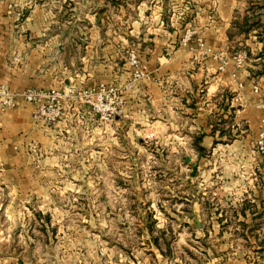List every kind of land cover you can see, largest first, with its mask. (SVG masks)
<instances>
[{
	"label": "crops",
	"instance_id": "crops-1",
	"mask_svg": "<svg viewBox=\"0 0 264 264\" xmlns=\"http://www.w3.org/2000/svg\"><path fill=\"white\" fill-rule=\"evenodd\" d=\"M78 2L0 0V81L26 88L30 80L18 81L19 71H35L32 66L67 49L77 56L76 39H69L68 46L67 39L48 30L57 25V3L77 8ZM144 4L136 0L131 6L141 9ZM146 10L144 22L141 16L131 19L128 38L115 32L97 40L109 62L103 81L125 98L123 114L105 122L65 100L67 111L52 125L54 130L33 120L43 134V147L56 146L46 143L52 136L57 148H102L104 168L111 160L120 164L135 159L136 151L146 148L154 156L162 151L167 159L182 157L174 162L181 164L182 175L165 178L170 193L163 200L180 203L183 231L195 234L198 244L184 246L185 264H264V162L254 145L264 128V0H150ZM143 24L150 25L145 32ZM187 26H194L221 59L202 54L196 38L189 47L179 46ZM123 39L146 43L151 80L133 81L119 68L116 58L124 49ZM94 45L91 40L85 51L94 55ZM241 51L248 58L239 67L235 56ZM17 57L27 59L25 69H16ZM25 119L21 135L4 119L0 148H19L20 139L21 148H29L36 127L28 115ZM122 179L112 181L121 184ZM172 211L165 207V224L155 220L160 231H168ZM161 212L155 210L156 219Z\"/></svg>",
	"mask_w": 264,
	"mask_h": 264
},
{
	"label": "rangeland",
	"instance_id": "rangeland-1",
	"mask_svg": "<svg viewBox=\"0 0 264 264\" xmlns=\"http://www.w3.org/2000/svg\"><path fill=\"white\" fill-rule=\"evenodd\" d=\"M108 1L90 0L86 4L79 0L77 8L57 3V25L50 26L48 32H57V36L68 40V46L69 39H76L77 56L70 55L67 49L62 56L46 57L43 64L32 66L31 70L35 71L15 74L18 81L30 80L29 87L13 88L3 81L0 84L15 94L27 89H58L64 94L72 87L76 94L66 100L86 107V111L102 120L87 105L88 98L84 96L85 92L106 84L103 80L109 75L105 73L108 56H103L102 44L97 40L103 34L115 32L128 38L132 31L131 19L141 16L144 22L150 0H140L146 3L141 9L131 6L136 0H125L124 4H119V0ZM189 27L197 31L194 26H187L186 30ZM141 28L145 32L150 25L143 24ZM185 34L178 45L189 47L192 41L185 43ZM91 40L96 43L94 55L93 51H85ZM123 40L124 49L116 58L119 68L130 73L134 81L131 56L135 54L147 67V72L138 80H151L144 55L146 43ZM30 61L33 60L30 58ZM26 63L25 57L18 58L16 69H25ZM225 65L224 62L222 68ZM67 80L80 87L65 86ZM65 106L63 102L62 112L67 111ZM37 111V104L18 96L15 106L0 110V130L5 119L8 124H15L21 135L27 115L32 126L36 123L51 128L57 124V119L47 122L37 117ZM39 130L36 127L32 132L29 148H21L22 139L19 145L15 144L19 148H0V264H185L188 247L184 246L196 243L195 234L183 231L180 203L163 200L170 193L165 178L182 175L181 164H174L177 160L180 163L182 157L173 156L171 161L164 152L154 156L146 148L147 151H136L135 159L127 162L125 159L120 164L111 160L109 168H104L102 148H57L52 136L46 143L56 146L44 148ZM263 131L264 128L256 135L254 145L264 162V155L256 144ZM169 160L173 165L168 169L166 161ZM113 177L123 178V183H114ZM165 207L172 208L174 216L169 215L172 220L168 219V231H160L155 220L165 224L166 216L162 215ZM156 209L158 212L162 209L158 219Z\"/></svg>",
	"mask_w": 264,
	"mask_h": 264
},
{
	"label": "built area",
	"instance_id": "built-area-1",
	"mask_svg": "<svg viewBox=\"0 0 264 264\" xmlns=\"http://www.w3.org/2000/svg\"><path fill=\"white\" fill-rule=\"evenodd\" d=\"M196 42L203 54L211 55L220 58L210 46H208L204 39L197 35V31L192 27L186 30L183 41L186 43L193 41ZM248 56L246 51H241L235 56L237 65L243 66ZM131 64L134 67L133 76L134 80L140 79L147 72V67L142 65L140 60L133 54L131 56ZM257 91L258 88L255 87ZM76 90L72 87L66 90L63 94L60 90L42 91L37 89H27L20 94H15L4 85L0 84V110L13 107L16 104V98L20 96L24 100L37 104V117L44 118L47 122H55L61 117L63 102L71 95L74 96ZM85 98H88L87 105L101 115V119L105 122H111L115 117L123 114L125 108V98L121 95L118 88L101 84L96 89L85 92ZM93 97V98H92ZM74 98V97H69ZM264 108V105H263ZM264 124V119L262 120ZM257 148L264 155V131L260 133L257 140Z\"/></svg>",
	"mask_w": 264,
	"mask_h": 264
},
{
	"label": "water",
	"instance_id": "water-1",
	"mask_svg": "<svg viewBox=\"0 0 264 264\" xmlns=\"http://www.w3.org/2000/svg\"><path fill=\"white\" fill-rule=\"evenodd\" d=\"M197 170H198V165L194 166V168H193V171H194L193 176H196Z\"/></svg>",
	"mask_w": 264,
	"mask_h": 264
}]
</instances>
